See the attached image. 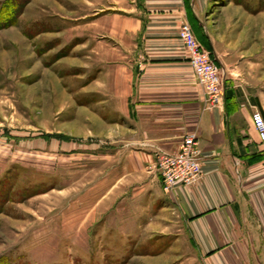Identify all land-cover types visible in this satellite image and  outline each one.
<instances>
[{
	"label": "rangeland",
	"instance_id": "1",
	"mask_svg": "<svg viewBox=\"0 0 264 264\" xmlns=\"http://www.w3.org/2000/svg\"><path fill=\"white\" fill-rule=\"evenodd\" d=\"M6 1L2 16L12 21L0 23V260L141 262L133 253L146 246L97 237L101 222L86 217L98 199L88 189L96 183L101 192L93 178L108 144L102 112L121 105L107 97L122 92L108 74L132 55L111 30L132 0ZM202 5L219 55L264 104V0Z\"/></svg>",
	"mask_w": 264,
	"mask_h": 264
},
{
	"label": "crops",
	"instance_id": "2",
	"mask_svg": "<svg viewBox=\"0 0 264 264\" xmlns=\"http://www.w3.org/2000/svg\"><path fill=\"white\" fill-rule=\"evenodd\" d=\"M204 2L132 0L112 28L132 55L108 74L122 92L107 97L121 105L102 112L108 144L100 178H93L101 192L93 182L87 195L98 199L86 217L101 222L97 237L146 246L133 256L149 264H264V147L250 121L254 109L264 115V104L219 55L200 18ZM184 20L224 70L220 107L203 108L177 35ZM188 132L198 136L201 177L165 192L154 151L176 152ZM142 261L136 264H148Z\"/></svg>",
	"mask_w": 264,
	"mask_h": 264
},
{
	"label": "built area",
	"instance_id": "3",
	"mask_svg": "<svg viewBox=\"0 0 264 264\" xmlns=\"http://www.w3.org/2000/svg\"><path fill=\"white\" fill-rule=\"evenodd\" d=\"M177 35L188 52L196 83L202 89L203 108L210 110L222 106L225 92L224 70L196 38L188 21L180 23ZM250 121L258 141L264 143L263 113L254 109L250 114ZM154 155V170L165 192H171L179 184L192 185L201 177V150L196 132L184 134L176 152L157 148Z\"/></svg>",
	"mask_w": 264,
	"mask_h": 264
},
{
	"label": "trees",
	"instance_id": "4",
	"mask_svg": "<svg viewBox=\"0 0 264 264\" xmlns=\"http://www.w3.org/2000/svg\"><path fill=\"white\" fill-rule=\"evenodd\" d=\"M12 4H14V1L13 0H7L6 1V5H12ZM6 6H2L1 7V9H0V23H11L10 21H12V19L10 18V16H9V19H5V18H3V10H4V8H5ZM4 19V20H3ZM0 264H7V262L6 261H4L3 259H1L0 260Z\"/></svg>",
	"mask_w": 264,
	"mask_h": 264
}]
</instances>
